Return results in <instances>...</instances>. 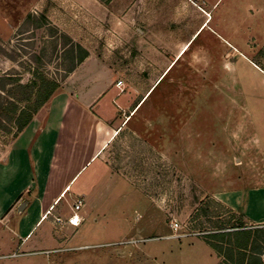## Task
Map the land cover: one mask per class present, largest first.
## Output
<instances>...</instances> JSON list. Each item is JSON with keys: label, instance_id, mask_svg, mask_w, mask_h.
<instances>
[{"label": "rangeland", "instance_id": "374dc122", "mask_svg": "<svg viewBox=\"0 0 264 264\" xmlns=\"http://www.w3.org/2000/svg\"><path fill=\"white\" fill-rule=\"evenodd\" d=\"M202 1L186 18V42L193 39L185 54L112 145L110 169L93 177L98 198L103 179L111 181L107 201L85 195L58 202L21 246L0 222V264H216L215 251L201 240L248 226L217 208L210 193L240 178L242 189L263 183L253 178H264V0ZM42 2L53 10L45 14ZM72 14L69 0H0V78L27 84L40 70L61 84L72 65ZM88 46L104 49L99 40ZM12 140L0 130V161ZM76 200L85 205L79 227L58 223L73 215ZM146 213L156 217L154 226ZM173 223L189 236L168 239ZM253 238L264 245V230Z\"/></svg>", "mask_w": 264, "mask_h": 264}, {"label": "crops", "instance_id": "0c3cea01", "mask_svg": "<svg viewBox=\"0 0 264 264\" xmlns=\"http://www.w3.org/2000/svg\"><path fill=\"white\" fill-rule=\"evenodd\" d=\"M199 2L69 0L74 14L70 38L88 56L12 140L0 161V222L10 226V234L20 246L31 240L58 202L85 195L92 197V202L107 201L104 195L112 194L111 181L103 179L102 198H98L93 177L101 167L110 169L106 157L112 145L133 121L141 102L185 54L193 39L186 42V18L201 10ZM47 4L41 3L45 14L53 10ZM98 40L104 44L102 51L88 46ZM155 78L150 86L149 81ZM118 82H122L120 87ZM139 95L138 101L134 99ZM120 113L126 116L123 123ZM240 180L234 181L233 187L212 191L210 197L247 222L246 230H264V178H253L263 183L246 189L237 187ZM23 203L27 205L19 213ZM119 209L118 216L122 213ZM113 214L107 210V216ZM145 217L150 225L156 223L154 214ZM201 244L210 247L204 240ZM215 254L216 264H220L223 259Z\"/></svg>", "mask_w": 264, "mask_h": 264}, {"label": "trees", "instance_id": "16d2710c", "mask_svg": "<svg viewBox=\"0 0 264 264\" xmlns=\"http://www.w3.org/2000/svg\"><path fill=\"white\" fill-rule=\"evenodd\" d=\"M102 1L109 2V0ZM69 42L72 65L67 70L65 79L88 56L87 51L80 45L74 44L71 40ZM31 73L32 80L27 84H22L20 79L10 75L0 78V130L11 135L13 139L30 125L61 86L40 70H32ZM214 203L217 208L225 209L215 201ZM197 213L211 216L209 211L203 208H200ZM212 216L221 219L219 213ZM207 235L208 245L219 258L223 259L220 264H264L261 259L262 246L253 238L254 232L246 230L245 226L234 227L231 232ZM214 239L218 241H213Z\"/></svg>", "mask_w": 264, "mask_h": 264}, {"label": "built area", "instance_id": "2783aa9c", "mask_svg": "<svg viewBox=\"0 0 264 264\" xmlns=\"http://www.w3.org/2000/svg\"><path fill=\"white\" fill-rule=\"evenodd\" d=\"M122 85V82H118L117 86L120 87ZM84 207V202L82 200H79L78 202L75 203L74 207H73V215L70 216L66 222L62 219H57L58 223L61 224H67L69 226L72 227H79L80 223H81V219L78 215V213L82 210V208ZM172 228L173 231L175 232L173 235H171L170 237H168V239H176V240H180L182 238L188 237L189 235H181L178 232L180 231V229H182L179 224L177 223H173L172 224Z\"/></svg>", "mask_w": 264, "mask_h": 264}, {"label": "water", "instance_id": "95a60500", "mask_svg": "<svg viewBox=\"0 0 264 264\" xmlns=\"http://www.w3.org/2000/svg\"><path fill=\"white\" fill-rule=\"evenodd\" d=\"M27 203H23L20 205L19 209H18V212L19 213H22L24 211V208L26 207Z\"/></svg>", "mask_w": 264, "mask_h": 264}]
</instances>
